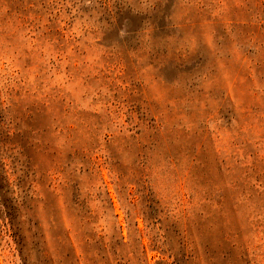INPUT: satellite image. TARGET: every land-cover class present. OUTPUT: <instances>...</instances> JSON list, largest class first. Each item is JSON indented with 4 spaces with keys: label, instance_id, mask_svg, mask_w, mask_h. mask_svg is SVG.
<instances>
[{
    "label": "clouds",
    "instance_id": "obj_1",
    "mask_svg": "<svg viewBox=\"0 0 264 264\" xmlns=\"http://www.w3.org/2000/svg\"><path fill=\"white\" fill-rule=\"evenodd\" d=\"M0 264H264V0H0Z\"/></svg>",
    "mask_w": 264,
    "mask_h": 264
},
{
    "label": "rangeland",
    "instance_id": "obj_2",
    "mask_svg": "<svg viewBox=\"0 0 264 264\" xmlns=\"http://www.w3.org/2000/svg\"><path fill=\"white\" fill-rule=\"evenodd\" d=\"M66 221H67V217H65ZM69 227H70V223H69Z\"/></svg>",
    "mask_w": 264,
    "mask_h": 264
}]
</instances>
